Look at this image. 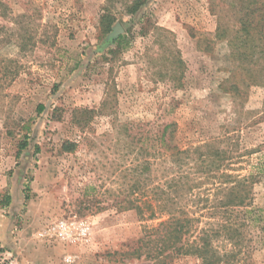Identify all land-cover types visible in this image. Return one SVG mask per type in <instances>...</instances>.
Instances as JSON below:
<instances>
[{
    "label": "rangeland",
    "instance_id": "374dc122",
    "mask_svg": "<svg viewBox=\"0 0 264 264\" xmlns=\"http://www.w3.org/2000/svg\"><path fill=\"white\" fill-rule=\"evenodd\" d=\"M131 1L110 0L117 20L101 35L107 0H1L0 77L6 67L19 74L0 91V264H153L136 252L144 229L160 220L141 221L124 207L127 199L153 203L156 137L169 123L172 146L190 150L180 172L195 187L182 207L195 217L205 213L198 229L209 221L222 178L194 174L200 160L192 150L215 140L231 175L255 174L264 161V60L252 62L260 71L252 73L251 62L238 61L216 37L220 24L240 50L259 52L238 22L239 6L252 0H147L133 17L124 12ZM253 16L264 31V17ZM130 28L128 47L109 54ZM177 56L181 87H173L178 75L170 70ZM84 109L91 113L78 126L73 117L85 119ZM25 136L28 145L16 158ZM65 141L76 144L74 152L62 151ZM144 163L150 171L143 175ZM171 168L170 177L177 175ZM145 177L146 196L129 194ZM252 193L264 215V173ZM60 222L72 225L69 236ZM246 241L253 249L240 264H264V232L246 231ZM170 264L201 261L180 256Z\"/></svg>",
    "mask_w": 264,
    "mask_h": 264
},
{
    "label": "trees",
    "instance_id": "16d2710c",
    "mask_svg": "<svg viewBox=\"0 0 264 264\" xmlns=\"http://www.w3.org/2000/svg\"><path fill=\"white\" fill-rule=\"evenodd\" d=\"M146 1L132 0L124 6L125 14L133 17ZM239 3H242V1ZM256 3L257 1L252 0L239 6L238 13L240 12V16L238 22L241 31L248 36L250 35L249 41L251 43L258 41L259 52L240 50L236 42L234 43L235 39L233 37H226V31L220 24L216 30V37L220 40H227L228 46L238 61L251 62V65H248L247 68L255 74L260 71L255 68V64L252 62L260 59L264 60V38L256 39L258 35L264 36L261 24L262 19L260 22L257 17L253 16L258 12L261 14L260 17H264V4L255 7ZM0 4L3 5L1 0ZM102 10L98 27L99 33L106 35L111 31L117 19L111 11L110 0H107V5ZM141 20H138L137 23H140ZM133 23L135 22L133 21ZM140 24L141 27L138 34L144 36L146 26L142 23ZM131 27H134V24ZM132 29H127L124 34L118 35L115 40V49L110 50L109 54L118 53L128 47L132 38ZM251 29L257 32L256 37L255 34H250ZM240 42L246 43V39ZM183 66L184 63L179 56L171 62L170 70L172 74L174 76L178 75L173 87H181L180 79L183 73ZM18 74L19 70L17 67L3 68L2 78L0 77V91L14 80ZM80 113L85 114V119L73 117L78 126L87 121L86 115L91 113V111L84 109ZM174 129L175 125L169 123L163 127L161 133L156 137L158 147L154 156L159 161L157 168L160 173L156 177V183L152 191L153 203H149L145 199L139 205L135 203V200L127 199V206L124 207L125 210L134 208L141 221L160 220L153 227L144 229L143 236L138 240L140 246L136 254L137 256L144 255L146 259L153 261V264H170L173 257L180 256H194L201 261V264H240L241 258L245 254L249 255V252L253 249L250 243L247 246L246 231L251 232L252 229H258V232H264L263 211L254 207L252 196V185L256 178L264 173V161L260 163L255 174L231 175L223 171L227 166L223 163L225 158H227V153L217 145L215 140L206 142L192 150L191 153L197 156V160H200V165H197L194 174L202 176L220 172V177L222 178L215 193L214 207L208 209L209 221H206L203 227L198 229L195 223L200 222L204 218L205 213L195 217L194 214L192 215L185 211L182 207L183 198L195 187V184L189 185L188 180L191 181V179H189L188 175H183L180 172L184 165V160L190 156L188 155L190 150H181L177 145L172 146L175 136ZM27 145V137L25 136L18 143L16 158H19ZM75 148L76 144L71 141H65L62 144V151L66 153L74 152ZM169 163L171 166L175 165L177 170H179L177 175L170 177L169 172H172L173 169ZM141 169L143 175L147 174L150 171V165L144 163ZM146 181L147 178L145 177L142 183L143 186H139L137 183L131 185L129 194L137 191L141 192V197L146 196L144 189L143 192L141 191ZM27 198L28 196L25 193V199ZM10 202L11 197L6 194L3 198V203L7 206ZM191 238L193 239L191 240Z\"/></svg>",
    "mask_w": 264,
    "mask_h": 264
},
{
    "label": "built area",
    "instance_id": "2783aa9c",
    "mask_svg": "<svg viewBox=\"0 0 264 264\" xmlns=\"http://www.w3.org/2000/svg\"><path fill=\"white\" fill-rule=\"evenodd\" d=\"M57 228L59 230H62L63 232L61 234H65V236H69L68 233L73 231L72 225H70L69 223H64V222H60L59 225H57ZM86 232H87V230L83 226V227L80 228L79 234L81 236H84V235H86ZM65 236L63 238H65ZM9 264H13V263H9Z\"/></svg>",
    "mask_w": 264,
    "mask_h": 264
}]
</instances>
